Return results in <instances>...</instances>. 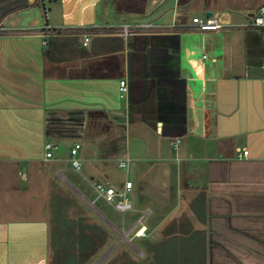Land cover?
Listing matches in <instances>:
<instances>
[{"label":"crops","instance_id":"0c3cea01","mask_svg":"<svg viewBox=\"0 0 264 264\" xmlns=\"http://www.w3.org/2000/svg\"><path fill=\"white\" fill-rule=\"evenodd\" d=\"M48 1L0 0V264H48L47 203L17 215L39 178L84 198L62 173L93 190L121 159L141 264H264V36L240 67L221 32L253 30L264 0ZM207 12L226 26L183 28ZM45 23L78 37L73 54L44 57Z\"/></svg>","mask_w":264,"mask_h":264},{"label":"rangeland","instance_id":"374dc122","mask_svg":"<svg viewBox=\"0 0 264 264\" xmlns=\"http://www.w3.org/2000/svg\"><path fill=\"white\" fill-rule=\"evenodd\" d=\"M45 2L49 4L48 0H45ZM221 32H223L225 36L226 55L231 59H234V62H238L239 60L241 63L240 67L244 63V60L247 61V57L249 55L248 53L253 55L255 52H257V49L254 47L255 36H264V31L254 29L250 30L248 28H229V31ZM246 46L248 47L246 48ZM262 48L264 49V46H262ZM195 62L197 61L195 60ZM257 72L260 75H264V70L257 69ZM70 143L71 142H66L65 144L61 145L60 153L63 152L65 155H67ZM126 170L127 167L123 169H114V175H112V177L110 178L111 185L114 188H118V185L122 183L126 176ZM26 173L28 174V170H26ZM62 175L69 182V184H71L77 191L82 194V196L86 200L76 192L74 193L71 190H68L67 187L65 188L64 186H60L58 183H56L54 187L50 186L49 192H44L42 180H40L39 178V180H37L38 184L35 191H39L41 195H39L40 193H37V198L32 197V194L28 193L29 191H33L34 189L30 187L28 181H22L23 189L28 190L26 191L24 196L30 194L28 196H31V199L29 200L26 198L27 200H24L22 202V210L17 212L18 217H22L23 219H32L33 217H36V212L39 210L38 207L45 204V202L47 203L49 238L51 245H53L52 248H50L49 246L48 249V264H60V258L58 257L57 253L54 252L56 249V243L53 244V238L57 235L56 232L58 231V218L56 217V215L59 213L58 209H61V219L64 220L63 222H65L61 225L62 227L59 228L62 234L65 231V226H67V224H71L72 229H68V234H72L75 239H77V234L80 230H84L87 228L92 229L93 227H97V232L102 235L103 241L99 244L94 252H91V248L93 247H82L86 249L85 253H83V258L85 260L84 264H111L112 260L114 258L116 259L121 254L124 255L119 259V263L127 264V262L129 261L135 260L136 264H141L142 259H139L142 258L141 252L134 247H137V243L136 241L132 240L134 237V227H130L136 219L135 216L128 217V215H125L126 213L121 214L119 212H116L103 200L95 199V192L74 173L69 174L64 172L62 173ZM58 200V208L53 205H51L50 207V204H53L54 202L56 203ZM85 225L88 227H85ZM82 226H84V228ZM87 233L88 237L86 236V238L84 239L85 241H87L88 239V242L92 244V234L89 232ZM72 235H68L69 237L67 238H65L63 235H59V243H64L65 240H68ZM76 245L77 244H75V247ZM80 247L81 245L78 246V248ZM61 248L62 247H58V249H60L58 250L59 253L62 250ZM88 251L89 253H87ZM75 256L77 261L79 258L77 249L75 250Z\"/></svg>","mask_w":264,"mask_h":264},{"label":"built area","instance_id":"2783aa9c","mask_svg":"<svg viewBox=\"0 0 264 264\" xmlns=\"http://www.w3.org/2000/svg\"><path fill=\"white\" fill-rule=\"evenodd\" d=\"M149 25H141L140 27H148ZM226 25L222 23L218 18L213 16H203L197 17L194 16L190 19V21L183 25L184 29L195 31V32H217L222 30ZM248 26L254 29H264V3H262L253 14L251 20L249 21ZM4 29L0 27V32ZM44 30H46L47 34L49 33V26L47 23L44 24ZM131 30H129L128 26H123L121 28L122 35H127ZM82 45H87L89 41L88 34H81ZM128 92L127 82L125 79H121L118 82V97L120 99L124 98ZM176 148V145L174 146ZM80 148L79 144H75L70 149V164L71 166L79 171L81 168L80 161L78 157H76L77 150ZM53 149V145L50 142L44 143V157L50 158L51 157V150ZM247 155V151L244 150L239 157H245ZM119 168H126L128 167V160L121 159L118 162ZM92 188L96 194V199H101L110 205L116 212L124 214L133 208V202L131 198V189L132 183L131 181H125L123 188L117 190L108 182H99L95 181L92 183Z\"/></svg>","mask_w":264,"mask_h":264},{"label":"trees","instance_id":"16d2710c","mask_svg":"<svg viewBox=\"0 0 264 264\" xmlns=\"http://www.w3.org/2000/svg\"><path fill=\"white\" fill-rule=\"evenodd\" d=\"M46 32V30H45ZM49 33H52L46 40V49L44 51V57L46 59H49V60H53V61H60L65 55H70V54H73L74 52V48H76V45H77V41H78V37L76 35H73V36H64L63 34H61L60 31L58 30H53V29H50L49 30ZM59 200L53 204H50V207L51 205L53 206H56V208L59 207ZM59 210V213L56 215V217L58 218V221H57V228H58V231L56 232V236H54L53 238V244H55V253H57L58 257L60 258V264H84L85 260H84V256H83V253H85L86 249L85 248H82L84 246H88L89 248L90 247H93L91 248V252H94L97 247L99 246L100 243H102L103 241V238H102V235L100 233L97 232V227H93L92 229L91 228H87V229H82L79 231V233L77 234V239H75V237L72 235V234H68V229L71 230L72 229V225L71 224H67V226H65V231L64 233L62 234V232H60V227H62L61 225L64 224L65 222H63L64 220L61 219V216H62V213H61V209H58ZM84 228V226H82ZM85 227H88L85 225ZM66 229H67V232H66ZM91 233L92 234V244L90 242H88V239L87 241H85L84 238H86V236L88 237V233ZM59 235L60 236H64L65 238L69 237L68 235H72L70 236V238L68 240H65L64 243L60 244L59 243ZM85 235V236H84ZM77 240V241H76ZM76 241V242H75ZM88 243V244H87ZM75 244L76 247H75ZM81 245L80 248H78V246ZM53 245H51L50 243V248H52ZM58 247H62L61 249V252L59 253L58 250ZM77 249L78 251V260L76 261V256H75V250ZM82 249V250H80ZM88 250V249H87ZM89 253V251L87 252ZM124 254H121L120 256H118L116 259L114 258L111 262V264H123V263H119V259L121 257H123ZM127 264H136L135 260H131L129 262H127Z\"/></svg>","mask_w":264,"mask_h":264},{"label":"water","instance_id":"95a60500","mask_svg":"<svg viewBox=\"0 0 264 264\" xmlns=\"http://www.w3.org/2000/svg\"><path fill=\"white\" fill-rule=\"evenodd\" d=\"M210 15H211V13H210V12H207V13H206V16H210Z\"/></svg>","mask_w":264,"mask_h":264}]
</instances>
